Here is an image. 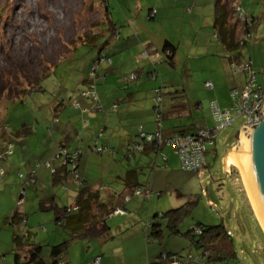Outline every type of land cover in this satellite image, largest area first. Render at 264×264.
<instances>
[{"label":"rangeland","instance_id":"1","mask_svg":"<svg viewBox=\"0 0 264 264\" xmlns=\"http://www.w3.org/2000/svg\"><path fill=\"white\" fill-rule=\"evenodd\" d=\"M103 2L106 5L111 3L115 23L119 21V15L123 20L126 19L115 0H0V86L4 87V93L0 95V222L5 224L15 212L26 208L25 216L28 221L31 219L28 227L35 235V242L43 246L42 255L46 260L49 259L51 246L69 240V235L55 222V212L42 211L40 206L57 190L61 200L58 204L62 207L71 206L77 190L74 188L75 191L69 193L60 184H49L47 188L35 186L36 172L40 165L43 170L49 169L53 174L56 162L64 158L56 160L54 155L40 159L38 152L43 140L50 141L53 140L52 135H60V129L64 127L65 120H68L62 114L65 104L74 100L80 104L81 93L89 91L84 83L85 73L100 57L109 55L108 49L107 53L100 55V47L105 40H101L96 47L81 44L73 49L79 43L78 40L86 35L99 33L106 27ZM122 4L131 18H134L136 0L131 4L125 0ZM239 4L246 17H254V22L251 37L245 38L246 44L238 51L244 61H253V70L258 73V83L264 84V0H239ZM237 9L238 6L235 7L236 22L242 28L244 21L238 16ZM120 26L125 29L124 33L128 32L127 25L122 23ZM123 36L126 37L125 34ZM134 38L124 41L134 43ZM161 66L169 72L161 77L169 80L170 85L163 89L162 82L159 81L158 84L155 83V87H161L167 93L163 96L164 105L166 104L164 118L167 119L174 111L167 108L171 101L178 102L177 105L185 101H198L199 85L204 82V78L211 77V71L207 70V65H202L201 68L193 65L194 74L190 77V73L186 72L188 66H180L177 70L169 68L167 63ZM43 75L44 78L39 81L38 78ZM151 78L155 81L153 76ZM32 87L34 88L31 89ZM20 88L31 89V92L16 93ZM231 88L228 84L222 89L216 86L209 104L217 101L223 111L231 110ZM169 92L173 95L170 96ZM209 104L202 112L195 111L193 115L183 112L176 116H181V121L185 123L183 125L192 129L202 127L206 120L211 121V127H215ZM71 105L74 107L73 104L69 106ZM56 112L61 113L58 118L54 117ZM230 113L232 117L237 115L232 110ZM246 122L245 116L238 117L231 126L219 133L215 145L208 146L207 165L202 173L182 170L179 158L174 167L162 163L155 165L152 160L145 161L139 179L143 183L148 178L150 184L154 185L151 200L135 197L130 204L125 205L128 212L126 217L108 219V239L105 242L97 240L101 243L94 242L98 244L95 247L98 254L87 253L84 249L91 241L78 239L69 243V257L75 264H79L82 257L86 264L92 258L102 255L104 263L108 264H158L162 255L200 254L202 250L197 249L188 236L199 224L224 225L234 241L236 264H264V232L250 204L240 171L225 163V157L240 142V131ZM34 129L38 132L35 133ZM110 147L111 151L101 156L109 158L110 154H114L119 163L124 162L128 166V161L132 159L126 157L127 149L122 148L121 144ZM2 154L7 155L6 161L1 158ZM39 160L40 164H37ZM47 163H51L50 168ZM101 163L97 161L96 170L90 173L94 178L107 179L112 176L111 173L116 172L112 165H108L106 172L102 168L104 163ZM225 165L227 168L231 166L228 169L231 174L227 173ZM113 183L112 187L122 193L123 185L117 180ZM104 196L105 193L102 194L103 199ZM22 199L25 200L24 203ZM113 201L114 207H118L120 200ZM33 208H36V212ZM176 209L186 212L178 223V232H172L168 228L166 219L158 218L156 221L161 223L162 235L158 239L153 237L152 228H147L153 217ZM44 218H48V222L42 221L41 228L38 227ZM25 229L22 226V230ZM2 231L3 228L0 232ZM46 234L50 235L48 240ZM11 242L10 238L8 246L2 245L4 251L10 249ZM9 258L13 261L14 257L9 255Z\"/></svg>","mask_w":264,"mask_h":264},{"label":"crops","instance_id":"2","mask_svg":"<svg viewBox=\"0 0 264 264\" xmlns=\"http://www.w3.org/2000/svg\"><path fill=\"white\" fill-rule=\"evenodd\" d=\"M124 1L125 0H115V3L122 9L127 23L122 17H119L120 15L117 17L119 21L115 23V18L113 17L114 13L111 11L113 10L111 3H109V5H106L104 2L102 3L105 7V12L107 11L110 17L112 31L118 33L117 36L109 40V43L100 47V50L102 49L100 55L107 53L106 49H108L109 55L107 56L110 58L111 64L107 61H101L100 59L96 63L98 66L96 72L98 78L97 95L103 107V112H92L95 103L91 99L82 96V94L79 108L73 107L72 105L69 106L70 104L74 105L75 100L71 101V103H66L62 114H64L68 120H65L64 127L60 129V135L56 137L52 135L53 140L50 141L43 140L38 152L40 159H47L54 155L56 158L57 153L60 152L63 147L67 149L69 153L81 150L82 155L78 161L81 177L94 191L100 193L102 202L109 204V206L114 209L119 207L124 208V213L122 212L119 215L110 216L117 218L126 217L128 212L125 209V205L130 204L132 202L131 199L135 197L140 198L133 196L127 201L124 200L132 190L127 187V184L123 180L128 169H137L138 184L146 188V190L152 191L154 185H152V183L150 184L148 178L143 183L139 179L143 163L152 160L155 165L162 163L166 166L170 165L169 167H174L177 163L178 156L171 147H164L158 153L153 150L136 153L132 160L128 161V167L124 162L119 163L114 154H110L111 156L108 158L105 156H97L92 152L94 140L101 130H103V137L101 140L103 143L109 145L121 144L122 148L125 149L141 141L139 137L140 127L147 133H154L157 130L153 100V90L156 88L155 83L158 84L159 81H161L163 89L170 85L169 80L165 77H161V75H167L169 73L167 68L161 66V64L166 63L164 62L165 55L162 53L164 43L168 41L177 46L175 66L171 67L167 63L169 68L177 70L180 66H188L186 72L187 74L188 72L190 73V75L188 74L190 77L194 74L193 65H198L200 68L202 65H207V70L211 71V77H207V79L204 78V80H202L204 82L199 85L198 101H185L183 104L177 105L178 102H175L172 98V103L167 105L168 109L174 111L171 113V116L166 117L167 119L163 116L162 130L166 138L173 135L176 131H189L194 133L199 129L214 128L211 127V121L206 120L205 125L202 124V127L192 129V127L183 125L185 123L181 121V116L179 117L176 115L183 112H190L192 115L195 111L202 112L206 106L208 107L209 98L212 96L211 93L216 90V86L220 89H222L225 84L230 85L232 88L244 87L247 76L233 72L230 68L231 61H250L253 64L251 60L244 61L240 51L229 52L221 43V37L218 36V29L215 23L218 0H136L135 8H137V10L133 12V15H135L134 18H131L124 9L122 4ZM127 1L131 4L134 0ZM221 5H225L230 11L240 6L239 0H221ZM151 14H153V16H151ZM236 15L234 10V14L231 15L229 19V28H231V30L233 29L235 41L243 37V29L239 27V22H236ZM148 22L150 23L149 25ZM122 23L129 27L127 33H124L125 29L121 28L120 25H122ZM107 27L106 25L103 30H106ZM231 30L230 32H232ZM123 34H125V38ZM132 37H135L134 43H131L130 40L124 41ZM89 72L90 69L85 73L86 78ZM154 72L157 78L160 77V80L156 79L152 81L151 77ZM132 73L137 74L138 79L133 82L127 81V76ZM239 75L244 76V78ZM208 82L212 84V89L205 88V84ZM84 83L88 86V81L86 82L85 80ZM171 87H174V85H171ZM166 94L167 93L164 95L166 96ZM169 95L172 96L173 94L169 92ZM76 102L78 101L76 100ZM164 102L165 97L163 104ZM217 103L219 104V102ZM115 104L118 105L117 109H113ZM60 114V112H56L54 117L58 118ZM164 114H166V104L164 105ZM34 132L37 133L38 131L34 129ZM41 139L42 136L39 142ZM227 157H225V163ZM4 161H6V159ZM97 161L104 163L102 168H104L106 172L108 170V165L114 166L116 172L111 173L112 176H108L107 179L104 177L94 178L90 173L96 170L95 163ZM37 164H40V160ZM63 164L64 162L60 160L57 161L55 169L60 170ZM36 169L37 166L35 170ZM67 169H69V167ZM228 169H231V166H228V168L226 166L227 173L231 174V171L229 172ZM36 177L37 181L35 186L37 187L47 188L49 184L58 185L54 183V176L50 170L46 168L43 170L41 165L36 172ZM116 180L124 187L122 193H118L119 191L112 187V184H114L113 182ZM59 184L62 185V183ZM63 184L69 188V193L72 190L75 191V188L77 190L75 193L76 195L82 187L78 182L76 184L73 177L69 175L64 179ZM57 191L49 197L53 196L56 202H59L61 200L57 195ZM103 193H105L104 199L102 198ZM151 198L152 196L149 200H151ZM115 199L120 200L118 207H114L113 205V200ZM22 202L24 203L25 200L22 199ZM35 209L36 208H33V211H35ZM40 209L45 211L41 206ZM24 210H26V208L18 210L17 212L25 215L27 211ZM48 220V218L41 220L38 227L41 228L43 224L42 221L48 222ZM30 223L31 219L29 221L27 220L25 224L29 231L30 228L28 225ZM1 228H3V231L0 232V264H15L14 258L13 261L9 258V255H13V242H11V246L9 245L10 249H7V251H4L2 247L3 244H7L8 239L11 238V240H13V227L9 225L7 221H5V224L2 221L0 222V231ZM39 235L42 239L41 234ZM45 236L48 240L50 235L46 234ZM90 241L89 244H86L87 248L84 249H86L87 253L98 254L97 250L95 251V247H98V244H94V242H101L92 239H90ZM84 249H82L81 254H83ZM102 256L92 258V261L90 260V262L86 264H93L96 258H102ZM66 262H68V264H75L74 260L69 257V255L66 258ZM79 264H84L83 257ZM100 264L108 263H104V259L102 258Z\"/></svg>","mask_w":264,"mask_h":264},{"label":"trees","instance_id":"3","mask_svg":"<svg viewBox=\"0 0 264 264\" xmlns=\"http://www.w3.org/2000/svg\"><path fill=\"white\" fill-rule=\"evenodd\" d=\"M238 9H239L238 16L240 17V14L241 13L244 14V12L241 6H238ZM234 10L230 11L225 5L224 6L221 5V0L217 1V16H216V22H215L216 28L218 29V36L221 37L220 38L221 43L225 46V48L229 52L237 51L240 49V47H243L246 44L245 38L251 37V28L253 27V22H254V17L248 18L244 14V19H243L244 25L242 26L243 37L242 39L235 41V38H234L235 34L233 33V29L231 30V28H229V19L231 15L234 14ZM105 13L107 17L106 19L107 26H108L107 29L106 30L104 29L100 31L99 33H95L93 35L84 36L83 38L78 40L79 43H77V45L73 49L79 47V45L81 44L83 45L88 44L91 47L92 46L96 47L98 46L99 42L105 38L106 39L104 41L105 42L104 44L106 45V43H109V40L112 37H115L118 35L116 31H112V27L110 25L111 23L110 17L107 11ZM151 16H153V14H151ZM230 30L232 32H230ZM111 31H112V34H111ZM162 53L165 55L164 62L168 63L171 67H174L176 63L175 56L177 54V46L166 41L162 47ZM100 60L107 61L109 64H111V60L108 56L100 57ZM234 62L236 64L247 63V62H237V61H234ZM97 68L98 66L97 64H95L90 69V72L87 78L85 79L86 82L88 81L89 91L88 92L83 91L81 94L82 96L91 99L95 103L92 108V112H103V107L100 104L99 98L97 95V81H98L97 74H96ZM230 68L233 71V68L231 66ZM236 74H244L245 76H247V74L245 73H236ZM256 74H257L256 77L258 80V73L256 72ZM152 76H153V80L157 79L155 72L152 74ZM43 78H44V75L38 79L40 81ZM126 79L127 81L133 82L138 79V75L135 73H132L128 75ZM33 88L34 87H32L31 89ZM242 88L243 87L241 88L234 87L231 89V91L234 89L241 90ZM31 89L28 90L26 88H20V90H18L16 93L20 91L21 94H26V93L28 94L31 92ZM231 91H230V96H231ZM2 93H4V87L0 86V95ZM153 94H154L153 100H154L155 123L157 125V130L154 133H147V132H144L141 127L139 128V137L141 141L139 143H136L126 148L127 149L126 157L129 159H132L136 153H143L146 150H153L156 153H158L164 147H171L165 142L160 144L158 141L154 139L151 141H148L147 136L149 135L155 138L157 134H160V136H162L164 140H168L178 135L181 137L196 136L197 132L201 130L199 129L194 133L189 132V131H176L175 133H173V135L166 138L162 130L163 116H164V104H163L164 92L162 88H155L153 90ZM10 96L12 97V95ZM212 102H216V101H211L209 105H211ZM74 106L76 108H79V103H76L75 101ZM117 108H118V105L115 104L113 106V109H117ZM210 112H211V108H210ZM157 115H160L161 117L160 121L157 120ZM212 119H213V116H212ZM207 129H210V128H207ZM142 134H145L144 137L142 136ZM102 137H103V130H101L100 133L96 136L94 140V146L92 148L93 154L98 155V156H101L111 151L110 145L107 143H103L101 141ZM214 145H215V142L211 145H207L206 155H205L206 156L205 165L203 166L201 170L194 171V172H201V173L203 172V170L205 169L207 165L208 146H214ZM139 147H141V149H138ZM171 148L175 152V149L173 147ZM81 155H82L81 150H76L73 153H69L68 150L63 147L60 150L59 154L56 155L55 159L59 160L61 157H64L62 160L64 164L60 170L55 169L53 171L54 172L53 173L54 183L55 184L62 183L63 188H65L67 191H69V188L65 184H63V182H64V179H66L68 175L70 177L71 176L73 177L76 184L78 182L79 184L82 185V187L80 188V190L78 191L76 195L74 204L72 206L62 207V205L58 204V202H56V199H54L52 196V197L47 198L48 200H46L44 205L41 206L42 209L45 211L55 212V222L57 223L58 226L63 228L68 233L69 240H66L63 243H60L56 246H51L49 259L47 260L44 259L42 255L43 246L39 244L38 242L37 243L35 242L34 240L35 235L32 234L27 229V226L25 225L27 222L26 216L19 212H15L12 217L7 219V223L13 227L12 254L14 256L15 264H61V263L68 264V262H66V258L68 256L69 243L72 240L86 239L90 241V239H92V240H100L101 242L102 241L105 242L106 239H108L109 234H110V227L108 225V219L110 218L111 215H119L122 212L124 213V210H123L124 208L119 207V208L114 209V208H111L109 204L102 202L100 193L97 191H94L91 186L85 183V180L80 175L79 166H78V161ZM6 156L7 155L4 154V158ZM179 163L181 165L180 158H179ZM50 165L51 163H47V166L49 168H50ZM68 167L69 169H67ZM181 169H182V165H181ZM125 174L126 175L123 180L127 184V187L132 190L127 195V197L124 198V200L127 201L129 198L133 196H137L136 192H138L139 190L143 192L144 196L138 195L137 197H141L146 200H149L153 192L146 190V188L141 187V185L138 184L137 169L135 168L128 169ZM33 177L34 176L32 175L31 178ZM117 211H120V213H116ZM185 213H186L185 210L176 209V210H171L164 215L156 214L153 217L152 221H150V223L148 224L147 228L149 227L152 228L151 235L153 237L157 239L160 238L162 235L161 223L159 221H156L158 218H160V219H166L168 221V224H167L168 228H170L172 232L177 233L178 223L181 217ZM22 226H24L26 230H22ZM188 236L191 237V240L194 246L197 249L202 250L200 254L187 255V256H181L177 254L162 255L159 258L158 264H174V262H177V261H178V264H236L235 259L237 258V256L234 250V241H233V238L229 235V232L224 227V225L204 226V225L198 224L192 232H189ZM206 253H209L207 257H205ZM188 257H191V260L186 262V259Z\"/></svg>","mask_w":264,"mask_h":264},{"label":"built area","instance_id":"4","mask_svg":"<svg viewBox=\"0 0 264 264\" xmlns=\"http://www.w3.org/2000/svg\"><path fill=\"white\" fill-rule=\"evenodd\" d=\"M239 12V9H237ZM240 18L244 19V14H240ZM252 63H240L236 64L231 61L230 66L235 73L247 74V83L239 90L234 89L231 91V97L234 100L232 111L237 113L236 117H232L230 111H223L217 102H212L210 105L213 120L216 126L213 129H201L197 132L196 136H174L168 140H164L160 134L153 136H147V140H156L160 144L165 142L175 149L176 154L179 156L182 169L186 171H198L203 168L206 161V147L215 142L219 133L228 126H231L238 117L245 116L246 124L244 126H250L256 124L263 118L264 112V84L258 83L257 74L253 70ZM206 89H212L213 86L210 82L205 84ZM160 115H157V120L160 121ZM160 126V125H159ZM145 134H142L144 137ZM138 149H141L139 147ZM4 158V154L1 155ZM138 196H144L143 192L139 190L136 192ZM116 213H120L117 211ZM209 253H206L207 257ZM191 260V257L186 259V262ZM101 258L98 257L94 260L93 264H100ZM64 264V263H61ZM174 264H178L174 262Z\"/></svg>","mask_w":264,"mask_h":264},{"label":"water","instance_id":"5","mask_svg":"<svg viewBox=\"0 0 264 264\" xmlns=\"http://www.w3.org/2000/svg\"><path fill=\"white\" fill-rule=\"evenodd\" d=\"M256 124L243 126L240 142L233 148L232 162L241 172L242 179L264 231V112Z\"/></svg>","mask_w":264,"mask_h":264},{"label":"bare ground","instance_id":"6","mask_svg":"<svg viewBox=\"0 0 264 264\" xmlns=\"http://www.w3.org/2000/svg\"><path fill=\"white\" fill-rule=\"evenodd\" d=\"M231 164V165H233V166H235V167H237L236 165H234L233 164V162H232V153L230 154V155H228V157L226 158V164ZM238 168V167H237ZM238 170L240 171V169L238 168ZM241 173V172H240ZM242 176V175H241ZM243 180V179H242ZM244 183V182H243ZM245 186V185H244ZM250 200V199H249ZM250 204H251V202H250ZM251 206H252V204H251ZM253 208V207H252ZM254 210V209H253ZM256 215V214H255ZM257 217V216H256Z\"/></svg>","mask_w":264,"mask_h":264}]
</instances>
